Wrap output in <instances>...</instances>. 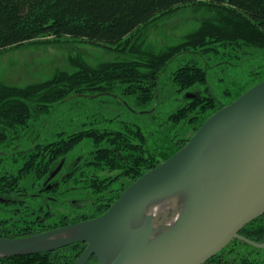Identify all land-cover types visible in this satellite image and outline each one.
<instances>
[{
  "label": "trees",
  "instance_id": "16d2710c",
  "mask_svg": "<svg viewBox=\"0 0 264 264\" xmlns=\"http://www.w3.org/2000/svg\"><path fill=\"white\" fill-rule=\"evenodd\" d=\"M186 5L218 10L220 15L202 21L181 42L161 52L130 46L129 50L135 53L131 59L96 67L75 65L74 71L58 70L49 79L25 86L0 84V147L20 141L24 132L37 127L39 119L50 114L56 105L75 97L116 94L117 97L107 96L119 102L124 100V106L141 115L134 122L112 120L107 126L92 121L94 117H86L69 141L59 142L66 147L60 156L69 154L82 142L90 148L81 166L71 174L73 182L64 189L61 186V206L67 192L76 199V203L68 202L72 213H62L57 224L46 223L42 230L105 212L129 183L174 154L207 117L256 84L243 87L225 103L218 102L213 95L187 96L163 118L167 130L159 143H149L152 116L160 103L158 99L164 98L161 76L168 63L188 49L209 55L221 47L243 54L246 48L253 47L264 53V0H0V52L67 37L124 53L125 43L142 26ZM169 80L175 92H184L205 83L207 73L196 63H186L174 69ZM97 171L111 174L102 179L96 176ZM20 185L15 180L6 183L12 189ZM239 234L262 243L264 214L245 225ZM84 248L85 243L76 242L50 251L0 257V264H73ZM96 263L93 255L85 264ZM203 264H264V249L236 238Z\"/></svg>",
  "mask_w": 264,
  "mask_h": 264
},
{
  "label": "water",
  "instance_id": "95a60500",
  "mask_svg": "<svg viewBox=\"0 0 264 264\" xmlns=\"http://www.w3.org/2000/svg\"><path fill=\"white\" fill-rule=\"evenodd\" d=\"M101 94L117 97L112 93ZM176 193L187 205L158 235L140 220L153 202ZM264 214V80L207 117L174 154L133 180L102 214L21 238L0 237V257L76 242L73 264H203Z\"/></svg>",
  "mask_w": 264,
  "mask_h": 264
},
{
  "label": "rangeland",
  "instance_id": "374dc122",
  "mask_svg": "<svg viewBox=\"0 0 264 264\" xmlns=\"http://www.w3.org/2000/svg\"><path fill=\"white\" fill-rule=\"evenodd\" d=\"M219 15L218 10L205 7L192 5L179 7L133 33L125 43L127 50L124 53L67 37L57 41L41 40L10 47L0 52V84L25 86L49 79L58 70L74 71L75 65L96 67L105 62L131 59L135 53L129 50L130 46L146 52H161L168 46L181 42L187 34L194 32L202 21L213 20ZM218 48L217 53L209 55L188 49L168 63L161 76L162 84H165L164 98L158 99L160 103L152 116V124L149 120L152 126L149 143H152V146L159 143L167 130V124L163 122L165 115L184 102L187 96L196 93L213 95L218 102L225 103L243 87H248L264 78V53L261 50L248 47L245 53L238 54ZM186 63H196L203 67L207 73V80L184 92H175V86L170 82L169 76L174 69ZM51 114L58 119L101 117L104 114L106 117L121 114L136 121L141 119V115L133 116L127 111L124 103L107 95L96 98H72L56 105ZM40 128L39 124L34 129ZM97 173L100 174L101 171ZM104 174L108 175L111 172ZM67 186H63L62 189ZM72 195L73 193L67 192L63 201L66 205L63 208H70L68 202L74 198ZM63 208L61 212L68 211Z\"/></svg>",
  "mask_w": 264,
  "mask_h": 264
},
{
  "label": "flooded vegetation",
  "instance_id": "af4514ba",
  "mask_svg": "<svg viewBox=\"0 0 264 264\" xmlns=\"http://www.w3.org/2000/svg\"><path fill=\"white\" fill-rule=\"evenodd\" d=\"M121 102L126 105L124 100ZM126 109L135 115L130 108ZM83 119H58L51 113L46 114L39 119L40 129H28L18 143L0 147V237L21 238L37 234L46 231L42 230L46 223L48 226L57 224L62 213H72L70 208H63L65 202L61 206V186L73 182L70 176L81 166L90 145L82 142L69 154L60 156V151L66 147L59 142L69 141L76 128L83 124ZM131 119L127 115L106 117L104 114L92 121L107 126L112 120L119 123ZM104 172L96 173V176L108 178ZM18 176L21 178L17 179ZM9 180L19 181L21 185L12 189L6 186ZM71 201L76 203V199ZM62 208L68 211L61 212Z\"/></svg>",
  "mask_w": 264,
  "mask_h": 264
},
{
  "label": "bare ground",
  "instance_id": "6f19581e",
  "mask_svg": "<svg viewBox=\"0 0 264 264\" xmlns=\"http://www.w3.org/2000/svg\"><path fill=\"white\" fill-rule=\"evenodd\" d=\"M89 97H91V95ZM186 205L187 195L176 193L151 203L143 212L140 220L148 221L151 224L153 235L155 236L163 232L168 226L172 225L185 209Z\"/></svg>",
  "mask_w": 264,
  "mask_h": 264
}]
</instances>
